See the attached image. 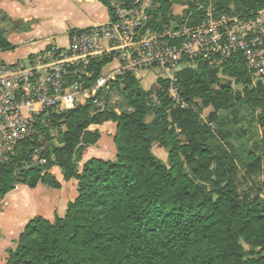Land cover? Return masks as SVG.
<instances>
[{
  "label": "trees",
  "instance_id": "16d2710c",
  "mask_svg": "<svg viewBox=\"0 0 264 264\" xmlns=\"http://www.w3.org/2000/svg\"><path fill=\"white\" fill-rule=\"evenodd\" d=\"M231 2L238 6L235 12ZM172 6L163 1L160 23L153 18L150 24L173 28L203 17L195 4L182 17L173 14ZM215 6L218 13L243 15L264 8V0H218ZM10 48L0 31V49ZM94 62L96 77L109 59ZM220 74L231 79L222 82ZM175 83L180 103L169 93V78H157L146 90L135 74L126 73L97 94L100 100L115 88L124 100L119 111L100 109L89 99L52 110L38 123L34 136L0 166V198L18 184L61 188L54 166L65 180L77 181L78 194L64 216L32 218L5 264H264V172L254 195L242 188L239 177L241 167L259 163L260 157L264 161V82L254 84L236 55L218 67L198 61L177 72ZM243 103L260 109L263 136L261 156L250 152L249 162L240 167L230 151L214 152L209 144L214 132L200 122V112L207 110L209 122L221 124ZM107 121L116 123L115 157H91L80 164L86 148L101 138L91 126ZM48 122L62 138L61 146L54 143ZM154 143L167 149L168 162L153 152ZM36 150L41 162L34 159Z\"/></svg>",
  "mask_w": 264,
  "mask_h": 264
},
{
  "label": "built area",
  "instance_id": "2783aa9c",
  "mask_svg": "<svg viewBox=\"0 0 264 264\" xmlns=\"http://www.w3.org/2000/svg\"><path fill=\"white\" fill-rule=\"evenodd\" d=\"M163 1L174 6L180 0H110L111 20L75 30L67 47L52 44L26 62L0 59V166L34 136L52 110L71 109L89 99L98 104L97 94L126 73L153 71L169 78V93L177 103L182 99L176 68L184 62L202 60L218 67L237 55L254 84L264 82V8L243 15L201 10L198 23L186 20L175 28L153 29L150 22L161 21ZM100 59L112 65L95 77L94 61ZM34 159L41 162L37 150Z\"/></svg>",
  "mask_w": 264,
  "mask_h": 264
},
{
  "label": "crops",
  "instance_id": "0c3cea01",
  "mask_svg": "<svg viewBox=\"0 0 264 264\" xmlns=\"http://www.w3.org/2000/svg\"><path fill=\"white\" fill-rule=\"evenodd\" d=\"M109 1L107 5L102 0H0V31L11 45L10 49H0V59L7 63L26 62L52 44L67 47L75 30L111 20ZM105 123L91 126L99 129L101 138L86 148L81 164L91 157L111 159V146H103L108 125ZM112 146L114 153V142ZM52 172L61 181V188L43 183L35 188L18 184L0 198V264L7 262L9 249L32 218L40 215L52 220L57 215L64 216L68 203L77 196L75 179L65 180L58 166Z\"/></svg>",
  "mask_w": 264,
  "mask_h": 264
},
{
  "label": "rangeland",
  "instance_id": "374dc122",
  "mask_svg": "<svg viewBox=\"0 0 264 264\" xmlns=\"http://www.w3.org/2000/svg\"><path fill=\"white\" fill-rule=\"evenodd\" d=\"M217 1L218 0H180L176 2L174 6H172V11L175 16L182 17L186 12H188L189 5L194 3L198 7V9L203 10L204 12L211 9V11H215V13L217 14L218 12L216 11L215 6ZM230 8L232 12H235L238 6L237 4H235V2H231ZM186 20L188 21L189 18H187ZM154 22L160 23L158 21ZM177 26H180V24H174V27ZM152 28L158 29L159 27L155 28L154 26H152ZM111 65V62H107L103 66V69L108 72V67H110ZM219 76L222 82H227L231 79L227 75L220 74ZM137 77L140 79L141 86L146 90H148L158 78L153 71L149 73H146V71H141L138 73ZM234 87L237 90L243 89L242 85L239 84H234ZM123 102L124 100L122 95L118 91H116L115 88H112L107 96L106 94L102 96V99H100L98 106L100 107V109L119 111V108L123 104ZM259 114L260 109L254 111L243 103L236 104L234 108L229 110L224 115L221 124L210 123L208 119L209 113L207 110L200 112V122L209 124L214 132V135L209 139V144L211 145L214 152L221 153L225 150L230 151L235 156L238 165L241 167L242 162H249L248 156L250 152H254L255 154L261 156V139L263 136V127L258 121ZM105 124L108 125H106L105 129V133H107V135L104 139L103 146L106 147V149L109 148L108 145L111 146L110 154H108L109 158L113 159L115 157V152L113 153L112 151V144L114 142V135L116 133V123L108 121ZM48 125L51 127L50 133L54 143L58 146H61L62 138L58 135L57 129L52 126L51 122H48ZM224 135L226 138H223ZM40 140L44 145L47 144L42 133H40ZM153 152L158 157L168 162V152L165 147L155 145L153 147ZM259 161V163H249L250 167L247 169L241 167V172L239 175L242 188L252 195L260 192V182L262 180L261 173L264 172L263 158L260 157ZM258 164L260 165V168L258 167Z\"/></svg>",
  "mask_w": 264,
  "mask_h": 264
},
{
  "label": "water",
  "instance_id": "95a60500",
  "mask_svg": "<svg viewBox=\"0 0 264 264\" xmlns=\"http://www.w3.org/2000/svg\"><path fill=\"white\" fill-rule=\"evenodd\" d=\"M195 66H196L195 64H189V63L184 62L176 68V71L180 72V71L185 70L189 67H195Z\"/></svg>",
  "mask_w": 264,
  "mask_h": 264
}]
</instances>
